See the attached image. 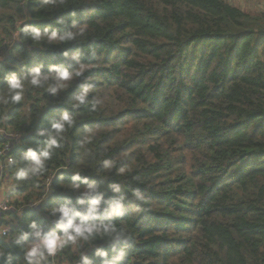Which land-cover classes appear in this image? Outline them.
I'll return each instance as SVG.
<instances>
[{"label":"trees","instance_id":"trees-1","mask_svg":"<svg viewBox=\"0 0 264 264\" xmlns=\"http://www.w3.org/2000/svg\"><path fill=\"white\" fill-rule=\"evenodd\" d=\"M251 4L0 0V95L13 73L40 64L43 72L54 64L76 69L65 51L80 52L86 64L83 76L56 96L45 93L47 85L25 82L21 104L0 102V117L9 109L0 129L18 133L11 152L16 158L29 146L43 145L46 138L37 131L50 130L62 113L77 121L43 175L17 183L11 179L15 169L8 168L15 206L39 204L2 214L0 223L23 232L35 220L46 232L55 231L48 209L75 205L79 196L60 177L66 184L81 171L106 199L118 195L110 190L113 183L129 192V214L118 223L134 242L121 264H264V10L258 1ZM73 21L85 30L76 41L36 46L16 39L24 22L63 33L73 30ZM85 83L93 85L89 100L97 104L95 111L90 105L71 107ZM85 130L95 135L82 148L78 141ZM5 142L0 134V144ZM103 159L129 171L117 176L114 169L103 178ZM131 189L145 196L142 214L132 211L137 202ZM0 246L12 253L13 264L22 259L14 243L0 237ZM97 248L114 255L110 243L97 239L91 246L81 242L75 252L65 249L51 264H80V251L102 264Z\"/></svg>","mask_w":264,"mask_h":264},{"label":"clouds","instance_id":"clouds-1","mask_svg":"<svg viewBox=\"0 0 264 264\" xmlns=\"http://www.w3.org/2000/svg\"><path fill=\"white\" fill-rule=\"evenodd\" d=\"M49 2L50 0H43L44 4ZM56 22L59 24L67 23L64 19H58ZM71 29L73 30L58 33L49 28L41 30L24 22L17 25L16 39L25 42L30 40L36 46H40L43 42H47L49 45H61L69 41H76L77 36L84 35V28L78 27L75 21L71 22ZM96 55L95 51L91 52L93 59ZM63 56L69 63H75L78 67L69 70L54 64L49 66L47 72H43V65L40 64L22 72L20 76L13 73L6 78V85L2 89L0 102L11 106L21 104L25 99V82L33 88H42L47 85L45 93H50L53 96L58 95L61 91H66L76 78L83 76L86 64L82 62L80 52L70 54L65 51ZM2 59L3 57H0V60ZM92 87L91 83L81 85V91L71 102L73 109L90 105L91 111L96 110L97 104L89 100ZM8 110L5 115L0 117V121L8 122ZM76 123L74 115L68 112L62 113L59 119L51 124L50 130L41 129L37 131L38 136L46 138L45 143L35 147H27L22 158L6 155L8 143L0 144V157L6 155V160L0 161V166L14 168L15 171L11 179L17 183H27L32 178L43 175L47 171V164L53 155L57 150L64 147L65 132L73 129ZM0 133H6L13 139L18 138V133L12 129L7 131L0 129ZM94 135L91 130H85L81 133L79 145L83 148L85 145L91 144ZM100 164H102V171L99 175L103 178L110 175L114 169H116L117 176H123L129 171L125 167L117 169V161L112 159H103ZM81 173V171H75L71 177V182L66 184L63 182V176L60 177L62 185L74 194L78 193L79 196L75 205L69 201L48 209L54 218L55 231L46 232L35 220L28 224V231L23 232H11V224L0 223V237H3L5 243H14L23 254L22 259L16 261L15 264H51L52 260L65 249L70 248L75 252L81 242L91 246L97 239L110 243L111 252L114 254L112 258H109L108 251L97 248L94 254L102 260V264H121L128 257L127 246L133 243L134 239L127 228L118 221L129 214V209L125 204L128 199V195L125 193L129 192L121 183H113L109 185L110 190L118 195L106 199L99 190L98 184L95 181L90 182L86 176L82 178ZM0 187L4 192L15 190L14 184ZM122 187L124 188L123 192ZM131 196L137 202L132 211L136 214H142L146 210L143 207L146 203L145 196L139 189H131ZM37 203L39 201L32 202L33 205ZM25 206L26 204H22L20 207H16L15 211L19 213ZM9 209L5 205L0 207V212H7ZM9 217L5 216L3 219ZM0 257L4 259L5 264H13L12 253L3 246H0ZM79 260L80 264H93V261L83 251L79 252Z\"/></svg>","mask_w":264,"mask_h":264},{"label":"built area","instance_id":"built-area-1","mask_svg":"<svg viewBox=\"0 0 264 264\" xmlns=\"http://www.w3.org/2000/svg\"><path fill=\"white\" fill-rule=\"evenodd\" d=\"M259 2V6L262 10H264V0H256ZM2 135H4V137L6 138V142L5 143H8L9 147L6 151V155H11V152L14 150L15 148V144H16V141L18 140V138L16 139H13L12 137H10L9 135H7L6 133H0ZM6 155L3 156V157H0V161H3V160H6ZM8 168L9 167H3V166H0V186H3V185H7V184H11V181L10 179H8V176H7V172H8ZM49 183V179L46 180V184ZM39 203L33 205V204H29L26 206V208L28 210H31L33 208H35ZM7 205L10 209L7 211V212H0V215L2 214H6V213H16V214H21L23 210H21L19 213H17L15 211V204H14V200L10 194V192H4L2 190V187H0V207L2 206H5Z\"/></svg>","mask_w":264,"mask_h":264},{"label":"crops","instance_id":"crops-1","mask_svg":"<svg viewBox=\"0 0 264 264\" xmlns=\"http://www.w3.org/2000/svg\"><path fill=\"white\" fill-rule=\"evenodd\" d=\"M231 3H233L234 5H239L240 7L244 8V6H248L249 5V2L253 3V5L256 4V0H247V1H244V0H229ZM244 3H246V5H244ZM256 6V5H255ZM258 7L260 8V6L258 5Z\"/></svg>","mask_w":264,"mask_h":264},{"label":"rangeland","instance_id":"rangeland-1","mask_svg":"<svg viewBox=\"0 0 264 264\" xmlns=\"http://www.w3.org/2000/svg\"><path fill=\"white\" fill-rule=\"evenodd\" d=\"M244 5H246V3H244ZM244 7H246V6H244ZM248 7H249V8H251V7H252V4H251V2H249V5H248Z\"/></svg>","mask_w":264,"mask_h":264}]
</instances>
